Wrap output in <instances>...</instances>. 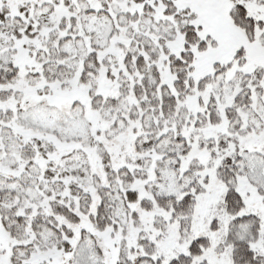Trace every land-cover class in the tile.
I'll return each instance as SVG.
<instances>
[{"label": "snow or ice", "instance_id": "snow-or-ice-1", "mask_svg": "<svg viewBox=\"0 0 264 264\" xmlns=\"http://www.w3.org/2000/svg\"><path fill=\"white\" fill-rule=\"evenodd\" d=\"M0 264H264V0H0Z\"/></svg>", "mask_w": 264, "mask_h": 264}]
</instances>
